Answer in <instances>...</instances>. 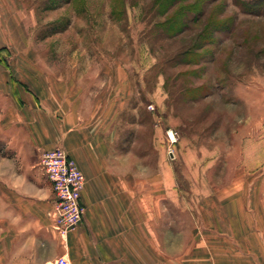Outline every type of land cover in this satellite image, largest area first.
<instances>
[{
  "label": "crops",
  "instance_id": "1",
  "mask_svg": "<svg viewBox=\"0 0 264 264\" xmlns=\"http://www.w3.org/2000/svg\"><path fill=\"white\" fill-rule=\"evenodd\" d=\"M39 7L0 0V264H54L60 255L68 264H264L245 188H221L188 214L169 156L155 167L123 141L127 76L107 90L106 61L88 56L83 67L74 57L84 45L59 44L57 31L41 36L59 14ZM55 147L85 175L83 218L65 233L40 165Z\"/></svg>",
  "mask_w": 264,
  "mask_h": 264
},
{
  "label": "rangeland",
  "instance_id": "2",
  "mask_svg": "<svg viewBox=\"0 0 264 264\" xmlns=\"http://www.w3.org/2000/svg\"><path fill=\"white\" fill-rule=\"evenodd\" d=\"M38 1L43 14H59L41 36L84 45L74 57L83 67L88 56L104 59L107 90L127 76L123 141L155 167L174 151L170 171L188 214L221 188H245L263 240L264 0Z\"/></svg>",
  "mask_w": 264,
  "mask_h": 264
},
{
  "label": "built area",
  "instance_id": "3",
  "mask_svg": "<svg viewBox=\"0 0 264 264\" xmlns=\"http://www.w3.org/2000/svg\"><path fill=\"white\" fill-rule=\"evenodd\" d=\"M153 108L152 105H149ZM172 131V130H171ZM171 143L176 142L169 130L166 131ZM169 158L174 151L168 150ZM40 165L51 183L55 196L53 204V220L55 227L65 233L74 229L83 218L85 207L81 203V195L85 185V175L67 151L61 147L45 150L40 155ZM54 264H68L65 255L56 258Z\"/></svg>",
  "mask_w": 264,
  "mask_h": 264
},
{
  "label": "bare ground",
  "instance_id": "4",
  "mask_svg": "<svg viewBox=\"0 0 264 264\" xmlns=\"http://www.w3.org/2000/svg\"><path fill=\"white\" fill-rule=\"evenodd\" d=\"M169 132H170L172 138H174V136H173V132H172L171 130H169Z\"/></svg>",
  "mask_w": 264,
  "mask_h": 264
}]
</instances>
